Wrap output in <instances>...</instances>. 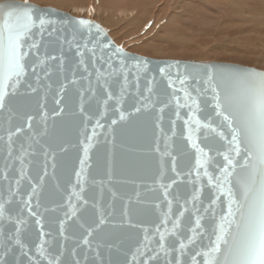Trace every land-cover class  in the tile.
Returning <instances> with one entry per match:
<instances>
[{
	"label": "water",
	"instance_id": "95a60500",
	"mask_svg": "<svg viewBox=\"0 0 264 264\" xmlns=\"http://www.w3.org/2000/svg\"><path fill=\"white\" fill-rule=\"evenodd\" d=\"M6 5L32 7L35 24L0 108V264H203L243 163L206 81L264 70L141 55L94 19ZM225 154L236 168L222 191Z\"/></svg>",
	"mask_w": 264,
	"mask_h": 264
},
{
	"label": "snow or ice",
	"instance_id": "6c2138e0",
	"mask_svg": "<svg viewBox=\"0 0 264 264\" xmlns=\"http://www.w3.org/2000/svg\"><path fill=\"white\" fill-rule=\"evenodd\" d=\"M5 7L11 10L0 9L3 12V22L0 23V108L3 107L9 85L15 86V82L25 71L22 63V40L35 24L32 7ZM39 23L43 26L45 20L40 18ZM79 23L88 22L81 20ZM217 78L220 83L225 84L223 103L220 94L216 92V86L213 85ZM206 83L212 86L215 94L217 115L222 117V123L230 130L228 152L242 157L243 163L235 179V185L240 190V199L236 198L231 186L226 192L229 207L227 216L223 219L227 221L228 228L223 224L219 226L215 240L202 253V261L203 264H264V73H221L218 77L209 73ZM219 135L223 137L222 132ZM200 151L203 152V149ZM224 160L227 165L221 168V177L216 178V187L222 191L225 183L231 184L230 178L236 168L230 155L225 154ZM200 164L198 159L197 165ZM205 175L208 173L205 172ZM212 180L213 177L209 175V183ZM2 211L0 206V213ZM237 215L239 219H236ZM188 239L191 241L193 238ZM163 240L164 236L161 235V241ZM185 247L181 240L179 251L183 252ZM176 264H180V261L177 260Z\"/></svg>",
	"mask_w": 264,
	"mask_h": 264
},
{
	"label": "rangeland",
	"instance_id": "374dc122",
	"mask_svg": "<svg viewBox=\"0 0 264 264\" xmlns=\"http://www.w3.org/2000/svg\"><path fill=\"white\" fill-rule=\"evenodd\" d=\"M23 1L94 19L119 46L134 53L264 70V0H132V7L93 0L92 11L55 0Z\"/></svg>",
	"mask_w": 264,
	"mask_h": 264
},
{
	"label": "bare ground",
	"instance_id": "6f19581e",
	"mask_svg": "<svg viewBox=\"0 0 264 264\" xmlns=\"http://www.w3.org/2000/svg\"><path fill=\"white\" fill-rule=\"evenodd\" d=\"M41 1V0H40ZM48 1V0H47ZM53 1V0H52ZM57 3H59L62 6H67V7H86L88 10H93L94 7H92V1L93 0H55ZM84 1V2H83ZM98 1V0H96ZM110 4H117V3H123L125 5H129L132 7V0H107ZM138 1V0H137ZM141 3L144 0H139ZM138 1V2H139ZM84 3V4H83ZM95 3V2H94ZM96 4V3H95Z\"/></svg>",
	"mask_w": 264,
	"mask_h": 264
}]
</instances>
